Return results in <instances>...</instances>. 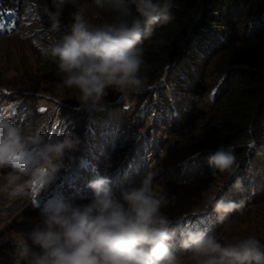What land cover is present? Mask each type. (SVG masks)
<instances>
[{
	"label": "clouds",
	"instance_id": "clouds-1",
	"mask_svg": "<svg viewBox=\"0 0 264 264\" xmlns=\"http://www.w3.org/2000/svg\"><path fill=\"white\" fill-rule=\"evenodd\" d=\"M69 3L78 9L69 31L45 49L46 55L56 58L63 85L78 90L77 100L88 111L103 109L110 90L124 101L141 94L148 83L142 75L147 68L144 41L152 37L155 25L172 20L174 0H131L134 15L129 0H92L95 8L115 13L114 20L102 26L87 18L80 0H51V8L43 5L51 30L59 31L62 11ZM11 15H1L0 24ZM79 143L69 132L46 142L0 118V169H11L6 177L10 195L22 194L33 181L51 182L64 167L66 151ZM250 145L255 146L254 139ZM208 164L213 175L226 173L236 179L234 188L243 190L230 146L219 145L209 154ZM156 175L149 165L138 182L117 190L107 176H96L88 183L94 192L89 203L62 201L51 211L41 209L42 222L30 234L32 246L24 244L17 264H182L178 246L193 264H264V241L254 235L221 242L205 230L172 228L173 221L163 211L166 197L154 187ZM243 207V201L216 196L205 201V209H213L221 221Z\"/></svg>",
	"mask_w": 264,
	"mask_h": 264
},
{
	"label": "trees",
	"instance_id": "trees-1",
	"mask_svg": "<svg viewBox=\"0 0 264 264\" xmlns=\"http://www.w3.org/2000/svg\"><path fill=\"white\" fill-rule=\"evenodd\" d=\"M27 6L26 0H0V16L20 12ZM129 7L134 15L135 5L131 0ZM68 10L66 5L60 17L59 31L51 30L52 21L43 13L39 23H45V26L35 30L33 40L36 43L45 39L59 40L69 31L68 25H63L65 17L70 14ZM170 14L172 20L167 24L155 25L152 37L144 41L147 68L142 70V75L148 77V83L141 94H134V101L138 103L136 110H132L131 97L124 101L110 90L103 109L94 113L102 124L89 130L99 139L103 135L104 125L112 129L120 125V121H125L130 126V132L121 129L126 132L124 136L127 138L123 139L121 134L119 140H127L131 133L137 135L135 130L141 132L144 129L141 115L153 107V125L142 132L143 139L136 150L148 152L150 145L147 142L153 140L152 149L157 154L159 150L168 151L165 149L172 147L178 137L185 139L188 150L184 158H188L184 161L194 160L193 164L185 163L186 169L190 168V173H195L192 177L187 170L189 179H211L213 174L208 164L209 154L221 144L230 146L239 165L243 190H236V179L228 178L220 198L225 201H243V209L227 214L222 221L215 211H200L186 217L185 227L216 233L238 219L240 212L242 216H248L253 209L264 210V161L260 160L263 154H259L264 152V0H174ZM86 16L95 25L102 26L111 23L115 13L106 9L95 18ZM7 25L12 27L11 23ZM10 33L7 31V34ZM37 47L39 45L35 47L30 43L24 48L32 51L39 61L36 68L25 55L23 70L29 80L22 86L26 88L36 76V82L31 84L30 89L42 90L38 81L40 77L45 90L54 99L64 101L59 112L65 114L71 111L75 115L77 113L72 108H78L87 114L77 100L78 90L63 85V74L58 70L56 58L38 54ZM40 73L45 77L41 78ZM212 80L213 83L209 84ZM156 85V90H148ZM200 86H203L201 90L208 93L211 104L214 103L208 113L210 118L206 121L201 118L202 107L197 108L195 103L187 102V99L191 100L189 97L199 94ZM188 87L196 88L192 96H188ZM186 127L202 138L190 144L189 136H183ZM162 131L168 135L166 140L160 142L156 137ZM253 139L254 147L250 145ZM108 143L111 144V141ZM111 145L114 148L118 146ZM106 148L111 147L107 145ZM189 149H192V153L187 156ZM200 157L204 159L198 163ZM9 244L0 248V264H17L22 247L15 248L12 243ZM178 250L183 249L178 247Z\"/></svg>",
	"mask_w": 264,
	"mask_h": 264
},
{
	"label": "rangeland",
	"instance_id": "rangeland-1",
	"mask_svg": "<svg viewBox=\"0 0 264 264\" xmlns=\"http://www.w3.org/2000/svg\"><path fill=\"white\" fill-rule=\"evenodd\" d=\"M26 3L28 6L25 10L13 13L9 19L0 24L2 26L0 28V118L17 123L33 134H39L46 142L52 143L57 139H62V134L69 132L77 137L80 143L75 150L66 151L63 157L64 167L58 171L51 182L45 185L40 181H33L31 187L22 194L10 195L11 189L6 188V177L11 169H0V248L9 243H12L15 248L23 247L24 244L32 246L30 234L42 222L41 209L51 211L62 201H71L77 205L89 203L94 192L88 187V183L96 176H107L111 180V187L117 190L138 182L148 170L149 165H151V170L157 174L154 178V187L166 197V206L163 211L173 221L172 228L186 226V217L193 213L214 211L211 208L205 209L206 198L209 196L220 198L224 183L229 177L227 174L217 173L212 175L213 181H209L210 178L202 180L199 177L189 179L186 171L189 170L190 173L191 169H186L185 163L193 164L194 160L184 161L188 158H184V153L188 150L185 139L178 137L172 147L165 149L168 151L159 150L160 153L157 152V154L152 149L153 140L147 142L150 145L148 152L136 150L143 139L142 132L153 125L152 112L155 108L151 107V111L143 114L144 116L141 115V126L144 129L141 132L135 130L134 133L137 135L131 133L127 140H119L121 134H123V139L127 138L124 136L126 132L121 129L125 128L128 133L130 132V126L126 125L125 121H120V125L112 129L104 125L103 135L98 139L96 134H93L91 129L89 130L91 127L102 124L97 118L98 115L94 114L96 110H84L87 114H83V111L78 108H72V111L77 114L74 115L71 111L62 114L59 109L62 108L64 101L54 99V96L45 90L40 77L38 81L42 90L30 89L31 84L34 85L36 82V76H33L34 79L27 84L26 88L22 86L29 80L23 70L25 55L36 68H38L39 61L37 56L32 55V51L24 48H27L30 43L35 47L39 45L36 48L38 54H45V49L54 42L45 39L36 43L33 40L35 30L45 26V23H39L40 16L44 13L43 5L47 3L51 8V0H26ZM80 4L87 9L85 14L91 18L101 15L102 11L107 9L95 8L92 0H80ZM67 6L70 14L65 17L63 25H68L67 29H69L72 14L78 9L71 3ZM7 23H11L12 27ZM7 31L11 33L7 34ZM40 75L41 78L45 77L42 73ZM211 83L213 80L209 84ZM158 85L148 90H156ZM202 87H199V94L194 96L196 99L189 97L191 100L187 99V102L195 103L197 108L202 107L201 118L206 121L210 118L208 113L212 110L214 103L211 104L208 100V93L206 90H201ZM188 88H190L188 96L190 94L192 96L196 88ZM131 98L133 100L131 107L134 111L138 103L134 101L135 95ZM40 109H45V111H40ZM107 127L108 130H106ZM162 132L156 137L157 141L166 140L168 133ZM183 136H189L190 144L202 138L187 127ZM109 140L111 144L118 146L114 148L110 143L107 144ZM107 145L114 150L106 148ZM93 147L98 149L92 150ZM193 149L197 150L195 147ZM191 153L192 149H189L187 156ZM259 154H263L260 160L264 161V152ZM203 159L200 157L198 163ZM194 174L190 173L192 177L195 176ZM238 215H240L238 219L215 233L221 242L238 240L248 235H254L264 241V210L253 209L248 216H242L241 212ZM177 255L183 257L182 264H193L184 250L180 251L177 248Z\"/></svg>",
	"mask_w": 264,
	"mask_h": 264
},
{
	"label": "snow or ice",
	"instance_id": "snow-or-ice-1",
	"mask_svg": "<svg viewBox=\"0 0 264 264\" xmlns=\"http://www.w3.org/2000/svg\"><path fill=\"white\" fill-rule=\"evenodd\" d=\"M13 27H15V24H13ZM2 28V26H0ZM40 111H45V109H40Z\"/></svg>",
	"mask_w": 264,
	"mask_h": 264
}]
</instances>
